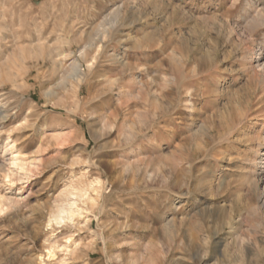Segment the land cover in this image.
I'll return each instance as SVG.
<instances>
[{"label": "rangeland", "instance_id": "obj_1", "mask_svg": "<svg viewBox=\"0 0 264 264\" xmlns=\"http://www.w3.org/2000/svg\"><path fill=\"white\" fill-rule=\"evenodd\" d=\"M263 65L264 0H0V264H264Z\"/></svg>", "mask_w": 264, "mask_h": 264}, {"label": "bare ground", "instance_id": "obj_2", "mask_svg": "<svg viewBox=\"0 0 264 264\" xmlns=\"http://www.w3.org/2000/svg\"><path fill=\"white\" fill-rule=\"evenodd\" d=\"M115 17H116V14H115ZM101 27H102V31H105L104 25H101ZM103 36H104V34H103ZM84 53H83V51H81V55L85 57ZM88 68H89V66H88ZM263 69L264 68H262V71H263ZM78 71L79 70L77 68V64H75V65L73 64L70 67L69 75L67 74L68 75L67 78L72 80L70 82H72L73 84H77V85H79L81 80H83V79H81ZM11 149H14V147L11 146ZM16 160H17L16 157L12 158L11 164L13 166H18V164L16 163ZM262 164H264V162ZM262 179H263V181H262L263 182V188L261 189V195H264V171H263ZM99 186H100V181L98 179V180H95L93 183H91L90 186H88L87 188L71 186V187L64 189V191L62 192V196L64 197V201L61 204L59 203L60 205L57 206V208L54 211L52 210V213L49 215L50 218L48 221V226H51L52 224L61 226L65 223H72L75 217H77V216L81 217L82 216V209H80L77 204L79 202H82V203H85L86 205L87 204L93 205V203H95V199L90 195V191L93 193H97ZM257 209L259 211L261 210L264 213V200H263V202H261V204L258 205ZM168 224L171 227L174 223L169 222ZM50 247L51 248L50 249L48 248V250L46 252L48 260L51 259L52 257H54V251L58 248V246H55V245L54 246L52 245ZM54 248H55V250H54ZM66 248H68V246H66L63 249H65V251L68 252V249H66Z\"/></svg>", "mask_w": 264, "mask_h": 264}]
</instances>
